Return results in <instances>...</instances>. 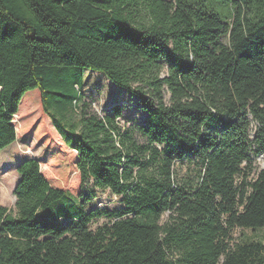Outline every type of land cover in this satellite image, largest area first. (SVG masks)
Here are the masks:
<instances>
[{
	"label": "trees",
	"instance_id": "16d2710c",
	"mask_svg": "<svg viewBox=\"0 0 264 264\" xmlns=\"http://www.w3.org/2000/svg\"><path fill=\"white\" fill-rule=\"evenodd\" d=\"M87 69L138 99L145 141L119 105L89 113ZM36 89L79 190L23 159L15 212L0 200V264H264V0H0V151ZM89 182L121 207L50 223Z\"/></svg>",
	"mask_w": 264,
	"mask_h": 264
},
{
	"label": "rangeland",
	"instance_id": "374dc122",
	"mask_svg": "<svg viewBox=\"0 0 264 264\" xmlns=\"http://www.w3.org/2000/svg\"><path fill=\"white\" fill-rule=\"evenodd\" d=\"M81 95L89 113L99 117L111 115L113 108L119 105L122 109V116L117 119L119 126L123 130L131 131L137 140L145 141L138 126L144 122L146 113L135 96L110 82L103 73L89 69L85 71ZM21 103L19 117L15 118L18 138L0 151V200L11 213L16 209L14 189L19 180L16 167L23 159L36 158L46 177L64 182L63 185L76 195L80 185L79 175L75 171L76 152L63 143L49 117L42 110L39 90L27 92ZM76 116H79V111ZM255 128L254 123L252 129ZM253 158L256 167L252 174L254 180L257 173L264 168V151L254 154ZM176 170L181 178L191 173L187 163L178 164ZM83 194V198H79L67 193L65 199L46 208L44 213L51 217L50 223L60 226L63 221L69 222L79 215L83 207L85 212L96 208L113 210L121 207L116 196L108 190L95 188L91 182L84 187ZM167 216L168 213H165L163 220ZM107 221L105 217L96 218L91 223V228L94 230ZM242 233L251 234V231L236 229L234 236L239 238Z\"/></svg>",
	"mask_w": 264,
	"mask_h": 264
}]
</instances>
